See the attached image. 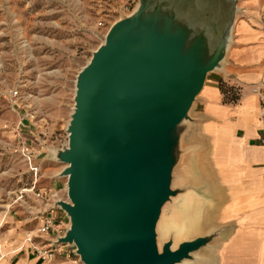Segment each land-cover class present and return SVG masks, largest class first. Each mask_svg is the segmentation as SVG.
I'll use <instances>...</instances> for the list:
<instances>
[{
    "label": "rangeland",
    "instance_id": "1",
    "mask_svg": "<svg viewBox=\"0 0 264 264\" xmlns=\"http://www.w3.org/2000/svg\"><path fill=\"white\" fill-rule=\"evenodd\" d=\"M10 1L5 3L7 13L0 16V70L13 68L21 56L27 71L17 77L7 74V80L0 78V224L3 222L0 255L1 249L7 255L23 245L27 248V234L30 231L37 234L39 226V219H33L32 211L42 206L41 200L32 194L20 198L21 191L33 180L23 155L24 147L30 150L34 147L33 154L38 155L35 161L41 173L37 190L55 199H68L67 178L59 176L65 163L57 160L53 152L68 142L67 126L74 106L76 77L104 40L97 34L105 32L106 27L97 23L108 19L105 14L110 3L109 0L105 3V0H21L20 6L14 7ZM195 1L164 0L162 12L174 13L181 25L187 24L184 20L187 19L194 28L198 21L202 25L198 37L206 38L202 32L210 27L206 12ZM149 2V9L156 8L158 0ZM242 2H237L235 22L241 14ZM4 8L1 4L0 11ZM6 31L18 33L17 39L11 41L13 46L4 43ZM15 43L21 45V50H14ZM233 44L234 27L223 68L208 73L205 88L194 101L190 118L180 127L178 142L172 150L175 164L171 184L175 194L162 208L156 229L158 244L162 249L172 240V235L175 244L201 235L210 238L190 259L179 264H226L232 240L243 244L240 239L243 232L251 235L249 241L263 232L264 160H257L253 141L246 140L247 125L229 112L244 96L241 85L229 82L228 58ZM213 86L218 89L217 96L220 94L216 98ZM16 87L22 94L19 107L11 104V90ZM234 96L237 99L233 102ZM28 113H33L34 119ZM21 118H25L24 126H19ZM228 122L233 124L235 142L225 139L221 132L229 126ZM250 122L255 120L250 119L248 128ZM240 138H244L246 154L238 147ZM249 199L255 204L246 207L244 203ZM235 200L242 206L240 212L226 215V207ZM66 222L69 225V219ZM19 233L21 238L13 242ZM11 244L16 245L6 252L5 246Z\"/></svg>",
    "mask_w": 264,
    "mask_h": 264
},
{
    "label": "water",
    "instance_id": "2",
    "mask_svg": "<svg viewBox=\"0 0 264 264\" xmlns=\"http://www.w3.org/2000/svg\"><path fill=\"white\" fill-rule=\"evenodd\" d=\"M149 1L122 13L78 72L69 139L53 152L65 163L68 199L52 208L69 219L53 243L74 248L83 264H179L210 240L175 244L169 233L161 249L156 229L175 194L178 131L208 73L223 68L238 0L195 1L206 38L198 21L181 25L162 12L164 0L152 10Z\"/></svg>",
    "mask_w": 264,
    "mask_h": 264
},
{
    "label": "crops",
    "instance_id": "3",
    "mask_svg": "<svg viewBox=\"0 0 264 264\" xmlns=\"http://www.w3.org/2000/svg\"><path fill=\"white\" fill-rule=\"evenodd\" d=\"M5 3L6 0H0V7L1 4L5 7L2 12L0 11V16L1 14L5 15L7 13L8 5H6ZM20 3L21 0H11L9 4L10 6L17 7L20 6ZM241 7V14L238 15L234 25V44L229 54V65L227 70H230L229 75H231L229 82L231 84L241 85V91L242 93L244 92V96L242 97L241 102L236 105L237 107L235 109H232L230 111L228 109V111L230 112V114L238 115L239 121H242L243 123H245V125H247L246 129L248 130V133L246 130V140H249L251 142L253 141L252 146L256 148L254 150L258 154L257 160L263 161V146L257 144V142H259L261 128V107L258 97L251 91V87L257 83L264 82V0H243V2L241 3ZM4 35V43L13 46V43H11V41L17 39L18 33L6 31L4 32ZM14 45V50H21L20 44L15 43ZM19 57L20 58L17 59V61L14 63L13 68L0 70L2 74L0 78H2L3 80H7V74H13L14 76L16 75L15 77H17L22 75L24 71H27V69L24 70V67L22 66L23 58H21V56ZM5 68H7V66ZM211 89L214 94V98L220 96V94H218L217 96L218 89L215 86H213ZM251 118H253L255 122L252 124L250 122L251 126L248 128V124ZM227 124H229V122ZM257 124L259 125L257 126ZM232 125L233 124L230 122L229 126H226V128H224L221 132L224 135L225 139L228 138V140L235 142V137L233 135L234 133L232 132ZM243 142L244 138L237 139V143L239 145L238 147L242 151L244 150ZM28 151L32 153L34 159L36 160L38 155L33 154V152H35L34 147L32 148V150L28 149ZM243 152L246 154V150H244ZM244 153L243 155H245ZM235 195L236 194H234V196ZM254 204L255 202L252 199H249L248 201L246 200L244 203L246 207H251ZM241 207L242 206H240L239 203L235 200L233 204L226 207L225 214L228 216L236 215L240 212ZM51 215H54L58 218L66 217L64 212H62L60 209L52 210ZM65 220L67 221L68 219L65 218ZM40 223L41 220H39V225ZM2 225L3 222H1L0 226ZM262 230V233L256 234L254 236L255 239H252L250 241L249 239L251 235H248L249 233L246 234L247 232H243L240 238L243 244H241V242L239 243V241L236 239L232 240L229 247L231 253L227 256L228 259H226V264H264V227H262ZM21 235L22 233H19L17 235V238L13 242L17 243V241H19V239L21 238ZM50 235L52 234L50 233L43 235L42 238H37V240L39 242H45L46 239L50 238ZM14 245L16 244H11L8 247L5 246V251H10V248ZM0 247H2L1 241ZM1 253L2 255H0V264H78L77 262H81L80 258H77V255L75 253H72L70 255L62 253L57 254L53 262L48 263L41 257L33 254V252L29 249V246L25 248L24 245L21 248L12 251L10 253L11 255L9 253H6L7 255H4L2 249Z\"/></svg>",
    "mask_w": 264,
    "mask_h": 264
},
{
    "label": "built area",
    "instance_id": "4",
    "mask_svg": "<svg viewBox=\"0 0 264 264\" xmlns=\"http://www.w3.org/2000/svg\"><path fill=\"white\" fill-rule=\"evenodd\" d=\"M109 7L107 8L108 13L105 16L108 19L99 20L97 25L99 27H106L105 32H100L97 34L99 38L105 37L107 31L109 30L111 24H113L117 19L121 17L122 13L129 14L132 12L134 7L136 6L138 0H109ZM108 2V0L103 1ZM102 6V1L100 2ZM108 23V24H107ZM251 91L258 97L260 103V119H261V128L259 135V142L264 147V82L257 83L251 87ZM22 94L18 87L11 90V104L14 107H19L21 103ZM28 117L34 119L35 115L33 113H28ZM25 118H21L19 121V126H24ZM23 155L28 163L29 170L32 173L33 180L32 184L24 188L21 191L20 198H24V195L32 194L42 202V206L33 210L34 213L33 219L41 220L40 225L37 228V234H32L33 231H30L26 236V241L29 243V249L33 252V254L41 257L48 263L53 262L55 256L57 254H72L74 253V248L69 247L67 244H54V240H56V236L62 235L64 233L65 228L68 226L65 218H58L54 215H51V211L54 210L52 205L54 203L55 198L46 194L43 190H37L36 184L39 181L41 167L35 161L31 152L28 151L26 147H24ZM63 212V211H62ZM65 214V213H64ZM68 219V218H67ZM50 235L49 239H46L45 242H39L37 238H42L43 235Z\"/></svg>",
    "mask_w": 264,
    "mask_h": 264
},
{
    "label": "trees",
    "instance_id": "5",
    "mask_svg": "<svg viewBox=\"0 0 264 264\" xmlns=\"http://www.w3.org/2000/svg\"><path fill=\"white\" fill-rule=\"evenodd\" d=\"M236 99H237V97L234 96V97L232 98L233 102L236 101Z\"/></svg>",
    "mask_w": 264,
    "mask_h": 264
},
{
    "label": "bare ground",
    "instance_id": "6",
    "mask_svg": "<svg viewBox=\"0 0 264 264\" xmlns=\"http://www.w3.org/2000/svg\"><path fill=\"white\" fill-rule=\"evenodd\" d=\"M155 3V2H154ZM156 6V5H155Z\"/></svg>",
    "mask_w": 264,
    "mask_h": 264
}]
</instances>
